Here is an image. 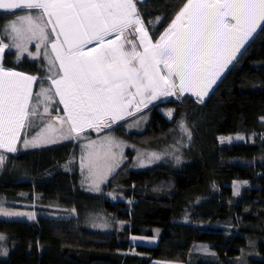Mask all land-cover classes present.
Instances as JSON below:
<instances>
[{
    "label": "trees",
    "instance_id": "trees-1",
    "mask_svg": "<svg viewBox=\"0 0 264 264\" xmlns=\"http://www.w3.org/2000/svg\"><path fill=\"white\" fill-rule=\"evenodd\" d=\"M186 0H145L137 9L154 41L170 26ZM146 5V6H145ZM0 12V39L9 43ZM151 22V23H150ZM264 28V25L262 26ZM246 49V50H245ZM208 98L187 96L173 101L172 119L162 107L148 111L144 132H128L122 122L111 133L144 151L177 145L178 126L191 133L182 141L180 157L134 169V153L99 191L84 186L78 169H66L82 142L105 134L91 130L83 138L8 154L0 172V195L68 209V217L42 215L34 223L0 218V264H154L156 260L187 263L195 243H205L215 256H198L192 264H264V34L250 41ZM4 54L6 69L48 79L44 58ZM108 133V132H107ZM240 134L245 143L222 144L219 137ZM247 181L240 197L233 184ZM121 196L111 201L106 193ZM105 220L113 232L90 228ZM127 225L118 230L117 222ZM157 246H136L131 236L154 237ZM6 252L7 254H2ZM191 264V263H190Z\"/></svg>",
    "mask_w": 264,
    "mask_h": 264
},
{
    "label": "snow or ice",
    "instance_id": "snow-or-ice-1",
    "mask_svg": "<svg viewBox=\"0 0 264 264\" xmlns=\"http://www.w3.org/2000/svg\"><path fill=\"white\" fill-rule=\"evenodd\" d=\"M137 3L143 5L144 0H0V10L15 16L5 31L20 56L27 53L38 59L40 53L29 51L28 45L33 41H39L38 47L47 44L49 26L55 35L50 42L54 58L47 51L44 55L50 65L58 62L60 71L57 78L49 77L50 89L40 86L37 104L50 102L48 93L54 89L66 115L53 117L44 129L48 135L24 140V147L73 139L88 128H109L133 115L129 109L139 112L149 103L177 93H191L203 103L258 29L264 34V0H186L154 43ZM18 10H39V16ZM126 34L136 37L142 50ZM109 36L114 38L106 39ZM90 44L94 46L88 48ZM9 48L0 39V148L16 152L21 130L31 126L30 117L37 114L32 103L38 77L6 69L3 60ZM43 112L51 116L47 104ZM184 131L191 139L187 128ZM104 155L115 159L110 147ZM4 159L0 155V166ZM84 159L99 191V183L112 167L100 168L99 153L89 152ZM0 216L35 218L32 213L2 208Z\"/></svg>",
    "mask_w": 264,
    "mask_h": 264
},
{
    "label": "rangeland",
    "instance_id": "rangeland-1",
    "mask_svg": "<svg viewBox=\"0 0 264 264\" xmlns=\"http://www.w3.org/2000/svg\"><path fill=\"white\" fill-rule=\"evenodd\" d=\"M137 11H138V9H137ZM6 13H8V12H6ZM20 13L21 14H31V15H33L34 18L39 16L38 12H31V11L24 12V11H22ZM14 19H15L14 15H11V16H8V18H5V20L3 22L5 24V28H6V26L10 25ZM144 25L147 28V30H149L147 25L145 24V22H144ZM262 26L263 25H261V27ZM48 30L49 29L47 28V32H48ZM259 31L260 30L258 29L257 33ZM5 33L9 38L8 44L10 45V48L13 50H16L19 57L28 56L27 53L23 54V56H20L19 50L14 48V47H11V44H12L11 36L8 34L7 31H5ZM256 34H254V37L256 36ZM49 35H50V41L47 44H45L44 46L38 47L39 41H33L32 43H30L28 45V47H29V51H32L33 53L38 51L40 53V56L38 59L44 58V60H46L47 70L49 71V77L57 78L59 71H60L59 70V63L56 62L54 65H50L48 58L45 57V55H44L45 51H47L48 56L54 58V54L51 52V47H50V42L53 40V34L51 33V31H49ZM149 35H150V33H149ZM126 36H127V39L136 40V43L138 45L137 50H142L139 48L138 39H136V37H133V36L128 35V34H126ZM113 38H114L113 36L106 37V39H113ZM251 40H249V42L245 45V48L247 47V45L250 43ZM157 41L153 40L154 43ZM93 46L94 45L90 44L87 47L91 48ZM125 47H126V49H130V45H128V44H126ZM244 49H241V54H242ZM7 50L8 49H6L5 52ZM241 54L237 55V59L235 61H233L232 64H230L228 66V68L225 70L224 74L221 76L220 80H218L217 83L215 85H213L212 91L215 89V87L221 81V79L225 76V74L228 72L230 67L239 59ZM36 77H38V76H36ZM49 77H48V79L38 77V80H37L38 84L36 83L33 86V88L37 86V89L39 91L40 86L42 85L44 89H50L51 88V79H49ZM212 91H210L208 93V95L206 97H204L203 101H205L208 98V96L212 93ZM48 95L52 96V100L50 102L45 101V102H42L39 104H37L38 98H37L36 94H35V97H33L32 107L36 108L37 114L33 117H30V121L32 122L31 126L26 125L25 128H23L21 130L19 149L17 148V151L13 152V154L17 153V152H24L26 149L27 150H34L37 148L51 146V145H57V144L72 141L75 139V138H73V139L60 140L57 143L45 144V145H42L40 147H31V146L24 147V144H23L24 140H31L33 137H36V136L48 135V133H46L44 131V129H45L47 123L50 122L53 117H55V116L64 117L66 115V113L63 111V105L59 104V97L55 95L54 89L52 91H50L48 93ZM187 96L191 97L192 99L198 100V98L196 96L192 95L191 93L185 92L183 95H181L180 93H177L176 96H170V97H166V98L162 97L158 100H155V101L149 103L147 107H143L141 109V111H139V112L135 111L134 108L129 109V111L133 112V115L126 116L124 119L119 120L115 123H112V126L109 128L100 129L99 131L104 132L105 134L98 137L97 139L86 140V141L82 142L78 156L75 159H72L71 161H69V163L65 164L66 165L65 168L69 170V169H72L73 166L75 167V165H76V168L78 169L79 175L81 177V180H82L84 186H86L88 188V190L97 191L95 189V185L93 183L95 177L89 172L88 167L85 166L87 164V160L84 158L88 156L89 152L99 153L98 164H99L101 169H103L106 166L112 167V171L107 175L106 179L103 182L99 183V189L104 188L108 184L109 179L126 163V161H128L127 151L129 149L132 150L133 152H135L134 153V155H135L134 156V165H133L135 170L148 168V167L154 166L157 163L162 162L163 160H165V153L169 154L174 160H178L180 157V151H181L180 147H183V144H184L180 140H182V139L186 140L188 137L187 133L184 131V128H187V130L189 131L188 126L186 125V123L184 121H181L179 123V126H178V132L177 133H178L179 137L178 136L176 137L177 145L175 147H166L165 149H163L159 152L141 150V149L137 148L136 146H134L133 144H130L127 141L119 138L115 134L111 133L110 129H112V127L117 126L118 124H120L122 122L128 121L123 126L124 128H127L128 132H144V130L148 127V124H149V115L147 113L151 108L162 107L161 108L162 114L166 118L172 119L174 116V109L168 108L167 105H169L173 101L181 102ZM39 99L41 101H43V97H39ZM45 104H47V106L49 107V110L51 112V116L44 114L43 109L45 107ZM57 109H59V111H57ZM169 113H170V115H169ZM182 125H183V127H182ZM57 127H58V125H57ZM91 130H95V129H91V128L85 129L80 134V136L76 137V138H79V139L83 138L84 134L87 132H90ZM22 136H24L23 140H22ZM237 137H242V139H237ZM229 138H231V139L229 140ZM21 140H22V142H21ZM219 141L222 144H235V143H245L247 140H246V137L243 135L234 134V135L221 136V137H219ZM17 145H18V143H17ZM89 145L91 147H89ZM109 147H110L111 153L114 154L115 159L105 158L104 154L109 150ZM8 154H9V152L0 148V155L5 157L3 164L5 161L8 160V158H7ZM156 157H159V159H156ZM2 167H3V165L0 166V172L2 171ZM250 186H251V184L247 181H236L233 184L235 197H240L243 190L245 188L250 187ZM237 190H238L239 194H237ZM105 195L108 199H110L113 202L121 199V196H119L118 194L113 193V192H108ZM19 197H20V200L18 202H15V201L9 200L5 196L0 195V208L4 209L6 211H9V212L32 213V214H34L35 218L29 219L27 216H0V218L7 219V220H9V219L10 220H23V221H29L31 223H34L42 215H54V216H64V217H68L70 215H75L74 211H69L66 208L65 209H60V208L56 209L53 207L40 205L39 203L35 202L34 198L30 201V197H28V194H26V193H21L19 195ZM101 218L102 219L97 223L91 222L90 228L93 230H101L103 232H113L115 230V226L111 223L104 221L105 216H101ZM126 225H127V222L118 221L117 222V226H118L117 229L122 230ZM161 234H162V229L155 228L154 229V237L148 238V237H140V236H131L130 242L132 245H136V246L155 247L158 245V243L160 241ZM0 245H1V240H0ZM192 251H193V253H192L191 257L188 259L187 263L167 262V261L156 260L154 262V264H190V263L192 264L194 260H197L198 256H200V257L201 256H206V257L215 256V253L210 249L209 245H207L205 243H195L193 248H192Z\"/></svg>",
    "mask_w": 264,
    "mask_h": 264
},
{
    "label": "crops",
    "instance_id": "crops-1",
    "mask_svg": "<svg viewBox=\"0 0 264 264\" xmlns=\"http://www.w3.org/2000/svg\"><path fill=\"white\" fill-rule=\"evenodd\" d=\"M0 11H2V10H0ZM18 11H20V12H22V11H24V12H27V11H31V12H38L39 13V10H18ZM48 34H49V31H51V26H49L48 27ZM52 33V32H51ZM53 34V33H52ZM49 37H50V35H49ZM55 39V35L53 34V40ZM38 84V83H37ZM38 92V89H37V86L36 87H34L33 88V97H35V94ZM24 139V136H22V140ZM22 140H21V142H22ZM19 146H20V142H18V145H16V148H18L19 149ZM5 150V149H4ZM27 150V149H26ZM25 150V151H26ZM10 154L12 153L13 154V152H9Z\"/></svg>",
    "mask_w": 264,
    "mask_h": 264
},
{
    "label": "bare ground",
    "instance_id": "bare-ground-1",
    "mask_svg": "<svg viewBox=\"0 0 264 264\" xmlns=\"http://www.w3.org/2000/svg\"><path fill=\"white\" fill-rule=\"evenodd\" d=\"M10 220V219H9Z\"/></svg>",
    "mask_w": 264,
    "mask_h": 264
}]
</instances>
